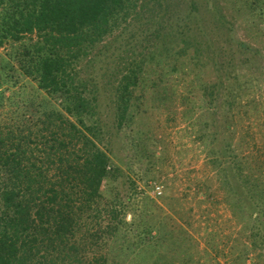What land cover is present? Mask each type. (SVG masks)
<instances>
[{
	"label": "rangeland",
	"instance_id": "obj_1",
	"mask_svg": "<svg viewBox=\"0 0 264 264\" xmlns=\"http://www.w3.org/2000/svg\"><path fill=\"white\" fill-rule=\"evenodd\" d=\"M192 1L200 13L187 20ZM241 2L139 0L73 66L81 79L99 75L102 112L112 133L102 149L115 153L119 169L110 192L126 206L120 264H155L151 248L157 232L152 240L139 235L141 226L154 221L165 224L168 233L160 264H227L240 251L244 234L228 204V186L239 189L235 171L245 160L250 171L264 173V16L251 18L246 8L237 12ZM207 3L221 11L224 31L209 32L215 21L204 12ZM205 26L203 36L198 30ZM37 41L34 34L0 46V125L14 118L18 104L36 96V85L22 75L18 60ZM238 41L261 51L262 58L240 62ZM138 69L141 79L128 119L118 130L115 89L122 75ZM212 88L220 96L215 116L201 93ZM229 119L231 135L223 134ZM222 163L232 165L228 186ZM153 183L162 189L159 198L151 195Z\"/></svg>",
	"mask_w": 264,
	"mask_h": 264
},
{
	"label": "trees",
	"instance_id": "obj_2",
	"mask_svg": "<svg viewBox=\"0 0 264 264\" xmlns=\"http://www.w3.org/2000/svg\"><path fill=\"white\" fill-rule=\"evenodd\" d=\"M138 1L0 0V46L34 34L38 38L18 60L22 75L36 85V96L18 104L14 118L0 125V264L123 262L124 250L118 244L126 206L120 195L110 192L119 169L115 153L102 149L112 133L102 112L99 75L81 79L72 69ZM241 1L237 12L246 8L251 18L264 16V0ZM188 12L187 20L199 15L194 1ZM204 12L215 21L211 34L224 31L216 4L207 3ZM162 26L164 30L167 24ZM198 31L204 36L207 27ZM236 43L240 62L253 64L262 58L258 49ZM140 71H127L115 89L118 130L127 122ZM216 90L201 91L214 116L220 98ZM226 122L223 134L231 135L230 119ZM246 162L243 167L233 165L239 189L229 185L232 165H219L229 185L226 195L233 218L244 234L240 251L227 264H264V173L260 168L250 171ZM141 227L143 239L152 240L151 233L157 232L151 256L160 264V251L168 241L166 225L154 221ZM210 248L216 252L217 247Z\"/></svg>",
	"mask_w": 264,
	"mask_h": 264
},
{
	"label": "built area",
	"instance_id": "obj_3",
	"mask_svg": "<svg viewBox=\"0 0 264 264\" xmlns=\"http://www.w3.org/2000/svg\"><path fill=\"white\" fill-rule=\"evenodd\" d=\"M150 189H151V195L153 198H159L162 196V189L161 187L157 186L156 184H151L150 185Z\"/></svg>",
	"mask_w": 264,
	"mask_h": 264
}]
</instances>
